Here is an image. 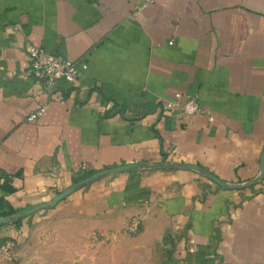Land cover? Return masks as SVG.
<instances>
[{
	"label": "crops",
	"instance_id": "obj_1",
	"mask_svg": "<svg viewBox=\"0 0 264 264\" xmlns=\"http://www.w3.org/2000/svg\"><path fill=\"white\" fill-rule=\"evenodd\" d=\"M32 45L88 68L51 97L24 76ZM176 92L201 112H166ZM263 152L264 0H0L3 211L50 203L83 164L186 163L236 184ZM17 219L0 225V246L20 242L13 262L264 264V178L233 189L138 168Z\"/></svg>",
	"mask_w": 264,
	"mask_h": 264
},
{
	"label": "built area",
	"instance_id": "obj_2",
	"mask_svg": "<svg viewBox=\"0 0 264 264\" xmlns=\"http://www.w3.org/2000/svg\"><path fill=\"white\" fill-rule=\"evenodd\" d=\"M172 43V42H171ZM29 60L25 65L24 76L32 78L39 82L43 88L53 97L58 91V84L64 82L73 85L77 82L80 74L87 70L88 65L83 60H71L62 55L49 53L44 47L32 45L28 49ZM57 99L63 101V97L58 95ZM163 108L168 113H181L186 116H194L201 112V105L197 96L184 95L176 92L174 97L169 100H163ZM41 106L30 114L29 120L34 121L44 110ZM166 162V161H164ZM90 172L88 166H80L78 176H83ZM0 218H2L0 216ZM136 225L132 226L135 229ZM13 243L11 240L4 242L0 246V253L8 260H13ZM24 264V263H18Z\"/></svg>",
	"mask_w": 264,
	"mask_h": 264
},
{
	"label": "water",
	"instance_id": "obj_3",
	"mask_svg": "<svg viewBox=\"0 0 264 264\" xmlns=\"http://www.w3.org/2000/svg\"><path fill=\"white\" fill-rule=\"evenodd\" d=\"M138 168H144V169H192V170H195V171L199 172L200 174L206 176L210 180L218 183L221 186H225V187L233 188V189H239V188H245V187L253 186V185L259 183L264 178V152L262 153V155L260 157V171H259L258 175L251 180H248V181L242 182V183H236V184L221 180L220 178L213 175L209 171L204 170L200 166L193 165V164H186V163H177V162H161V163H156V164H142V165H138V164L124 165V166H119V167L103 170V171L94 173V174L88 176L87 178L77 182L76 184H73L69 188L63 190L57 196H55L50 203L40 204L34 208L27 210L23 214L16 213V214H12V215L0 218V225L9 223L16 218L21 217L22 215H30V214L38 211L39 209L46 208V207H53L58 202L65 199L67 196H69L71 193H73L77 189H79L83 186H86L87 184H90L93 181H96V180H98V179H100L106 175H109L112 173H118V172H122V171H126V170L138 169Z\"/></svg>",
	"mask_w": 264,
	"mask_h": 264
},
{
	"label": "trees",
	"instance_id": "obj_4",
	"mask_svg": "<svg viewBox=\"0 0 264 264\" xmlns=\"http://www.w3.org/2000/svg\"><path fill=\"white\" fill-rule=\"evenodd\" d=\"M92 174H94V172H88L87 174H85V175H83V176H78V177H76L75 179H74V181H73V184H76L77 182H79V181H81V180H83V179H85V178H87L88 176H90V175H92ZM13 214V212H10V211H3V205H2V203L0 202V216L2 217V216H9V215H12ZM18 219L16 218V219H14L13 221H17Z\"/></svg>",
	"mask_w": 264,
	"mask_h": 264
},
{
	"label": "rangeland",
	"instance_id": "obj_5",
	"mask_svg": "<svg viewBox=\"0 0 264 264\" xmlns=\"http://www.w3.org/2000/svg\"><path fill=\"white\" fill-rule=\"evenodd\" d=\"M11 241H12V243H13V247H12V250L14 249V251H15V249H20V242H19V240H18V237L17 238H11ZM18 260H19V258H18ZM10 261V260H9ZM21 261H16V262H13L12 260L10 261V263L11 264H18V263H20ZM26 264V263H25Z\"/></svg>",
	"mask_w": 264,
	"mask_h": 264
}]
</instances>
